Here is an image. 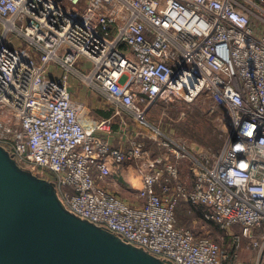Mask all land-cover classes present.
Instances as JSON below:
<instances>
[{
  "label": "built area",
  "instance_id": "built-area-1",
  "mask_svg": "<svg viewBox=\"0 0 264 264\" xmlns=\"http://www.w3.org/2000/svg\"><path fill=\"white\" fill-rule=\"evenodd\" d=\"M73 76L113 114L90 119ZM202 95L228 117L214 157L161 132L162 154L136 134L112 145L119 108L146 121L156 100ZM0 145L48 171L67 210L171 264H264V0H0ZM125 161L144 171L137 205L106 185L111 163ZM180 203L221 228L239 224L233 245L180 225Z\"/></svg>",
  "mask_w": 264,
  "mask_h": 264
},
{
  "label": "water",
  "instance_id": "water-1",
  "mask_svg": "<svg viewBox=\"0 0 264 264\" xmlns=\"http://www.w3.org/2000/svg\"><path fill=\"white\" fill-rule=\"evenodd\" d=\"M0 264H171L67 210L0 145Z\"/></svg>",
  "mask_w": 264,
  "mask_h": 264
},
{
  "label": "rangeland",
  "instance_id": "rangeland-1",
  "mask_svg": "<svg viewBox=\"0 0 264 264\" xmlns=\"http://www.w3.org/2000/svg\"><path fill=\"white\" fill-rule=\"evenodd\" d=\"M70 82L75 87L80 88L79 90H82L83 98L89 105L91 114H99L103 107L109 109L107 98L91 89L82 79L73 76ZM90 105L91 107L92 105L94 106L91 108ZM228 129V117L224 110L215 106L209 98L202 95L192 103L187 104L178 100H156L149 107L146 121H138L127 110L119 108V113L113 118L112 132L109 138L113 146H122L126 138L136 134V138L143 142L148 153L154 155L162 154L165 150V148L158 145V140L163 138V136L158 135L161 132L165 135L182 139L186 142L191 152L199 158H203L205 156L214 157L222 149L229 134ZM155 137H158V139L156 140ZM119 143H122V145ZM206 143L210 144L212 148H209ZM128 144L129 142H127ZM178 162L182 180L187 184L191 183V161L184 158ZM33 173L49 180L52 178L48 171L38 169ZM178 208L177 218L179 224L191 227L196 233L208 234L224 247L233 245V232L240 233L239 224H235L229 229H224L214 222L208 223L199 219L197 214L195 215L197 221L193 222L186 217L190 214V205L187 203L180 204ZM192 209V211L196 212V208L192 207ZM254 231L258 233L257 229ZM247 241L243 239L240 250L242 262H251L254 255V250L246 248Z\"/></svg>",
  "mask_w": 264,
  "mask_h": 264
},
{
  "label": "crops",
  "instance_id": "crops-1",
  "mask_svg": "<svg viewBox=\"0 0 264 264\" xmlns=\"http://www.w3.org/2000/svg\"><path fill=\"white\" fill-rule=\"evenodd\" d=\"M70 88L73 94V98L83 101L86 103L85 98H83L82 90H79L80 88L75 87L70 82ZM79 93V95H78ZM104 104V103H103ZM109 109L106 107H103L99 114L94 115L95 113L91 114V110L89 108V105L86 103V107L88 110V116L90 119H98L101 117H109L113 114L114 110L110 104ZM94 105H92L93 107ZM104 106V105H103ZM91 107V105H90ZM91 107V108H92ZM112 110V112H111ZM110 137V136H109ZM126 143V140L124 141ZM122 145V143H119ZM111 175L108 177L106 181L107 187L112 191L115 192L120 198L127 201L128 203H131L133 205H137L141 203V199L138 197V188L141 186L142 183V177H143V169L138 164V162H130L125 161L123 163H111ZM182 204V203H180ZM179 204V206H180ZM178 206V207H179ZM189 207V206H188ZM198 208V207H194ZM179 210V208H177ZM199 209V208H198ZM178 210H177V217H178ZM200 210V209H199ZM195 211L190 212V216H186L189 219H191L193 222L195 220L197 221V218L195 217ZM187 215V214H186ZM201 219V218H199ZM182 226H186L183 224H180ZM188 227V226H186ZM191 228V227H189Z\"/></svg>",
  "mask_w": 264,
  "mask_h": 264
},
{
  "label": "trees",
  "instance_id": "trees-1",
  "mask_svg": "<svg viewBox=\"0 0 264 264\" xmlns=\"http://www.w3.org/2000/svg\"><path fill=\"white\" fill-rule=\"evenodd\" d=\"M220 144H221V142H220ZM206 145L209 146V148H212L210 144L206 143ZM196 212H194L195 215L197 214V215H199L198 217L201 218V213H200V210L198 208H196ZM206 222L211 223L212 221H206Z\"/></svg>",
  "mask_w": 264,
  "mask_h": 264
}]
</instances>
